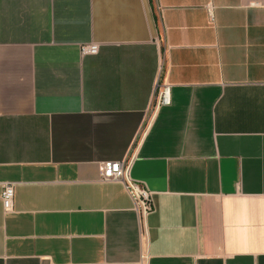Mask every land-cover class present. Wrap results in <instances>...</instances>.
<instances>
[{
  "label": "crops",
  "instance_id": "0c3cea01",
  "mask_svg": "<svg viewBox=\"0 0 264 264\" xmlns=\"http://www.w3.org/2000/svg\"><path fill=\"white\" fill-rule=\"evenodd\" d=\"M0 264H264V0H0Z\"/></svg>",
  "mask_w": 264,
  "mask_h": 264
},
{
  "label": "built area",
  "instance_id": "2783aa9c",
  "mask_svg": "<svg viewBox=\"0 0 264 264\" xmlns=\"http://www.w3.org/2000/svg\"><path fill=\"white\" fill-rule=\"evenodd\" d=\"M210 15L213 12V6H208ZM157 42H160L156 38ZM100 43L82 45V53H97ZM171 100V85L165 82H158L152 98V108L157 109L168 105ZM129 162L123 161H105L102 163L101 177L103 181H118L124 184L127 191L133 197L137 209L142 217H146L154 209L153 192L145 185L134 180L130 175ZM1 199L4 211L10 212L14 209L16 186L15 181H4L2 184Z\"/></svg>",
  "mask_w": 264,
  "mask_h": 264
}]
</instances>
